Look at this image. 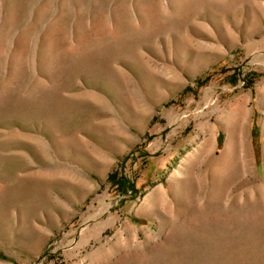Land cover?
<instances>
[{
  "label": "rangeland",
  "instance_id": "1",
  "mask_svg": "<svg viewBox=\"0 0 264 264\" xmlns=\"http://www.w3.org/2000/svg\"><path fill=\"white\" fill-rule=\"evenodd\" d=\"M0 264H264V0H0Z\"/></svg>",
  "mask_w": 264,
  "mask_h": 264
},
{
  "label": "bare ground",
  "instance_id": "2",
  "mask_svg": "<svg viewBox=\"0 0 264 264\" xmlns=\"http://www.w3.org/2000/svg\"><path fill=\"white\" fill-rule=\"evenodd\" d=\"M238 126H239V124H238ZM234 127V126H233ZM235 128H233V131H229V139L227 140V145H226V147H225V149H224V151H227V150H231V149H233L232 148V145H235V144H237V150H239L240 149V145H239V139L238 138H235L234 136H233V134L234 135H236V136H238V133L234 130ZM236 139V140H235Z\"/></svg>",
  "mask_w": 264,
  "mask_h": 264
}]
</instances>
